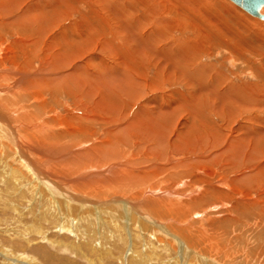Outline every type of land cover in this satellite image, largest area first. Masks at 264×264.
<instances>
[{"label": "rangeland", "instance_id": "obj_1", "mask_svg": "<svg viewBox=\"0 0 264 264\" xmlns=\"http://www.w3.org/2000/svg\"><path fill=\"white\" fill-rule=\"evenodd\" d=\"M5 1L9 3V0ZM11 3L18 4V7L11 11L10 16L5 17L0 13L2 23L13 24L10 29L7 28L4 31L1 29L2 32L0 31V110H6V114L10 117L13 114L14 117L11 120L14 122L26 125L27 130L23 128L21 133H23V138L26 137L30 141L23 139V143L27 142L32 149L39 151L40 155L36 154L32 158L36 164L39 163L38 166L40 165L39 167L43 171L45 168L46 173L51 175L47 182L49 185L54 186L52 182L60 183L61 186L65 184L63 187L67 186L66 191L73 192L77 198L88 197V200L91 199L87 201L89 204L93 203L92 199L98 201L97 208H101V210L92 213L91 205H89L90 207L86 206L89 212L85 211V213H92V215L82 219L80 215L71 213L68 215L70 219L63 223L61 219L63 213L60 212L63 209L59 211L56 207L53 208L57 204L58 198L55 200L49 193L46 196L47 194L43 192L44 200L37 199L34 195H37L38 190L34 188L39 182H35L36 179L33 176L32 180L30 179L32 188L26 186L29 183L28 172L20 164L21 160L20 163L14 160L13 162L10 158L11 153L9 155L7 152L8 158H10L7 166L11 165L10 172L12 168L16 169L18 173L16 175L21 179V182L19 181L20 187L19 182L15 183L12 178H8L7 182H4L0 174V264H18L19 259L22 264L24 262L31 264H264V204L262 205L264 180L260 181L264 178V171L262 172L264 157L261 154H256L257 156L254 155L253 160L250 162L247 160L248 166H241L231 173V169L235 167L231 165L227 167V165L231 164L232 159H236L234 152L223 154L229 141L233 146H236L234 142L242 143L243 137L245 139L247 134H250L245 127H255L253 131L259 128V123L264 122L262 121L264 110L254 107L239 108L237 101L230 99L237 93L241 94L238 90L223 91L218 86L217 91L213 92V89L210 93L204 91L207 93L205 94L198 89L191 91L190 88H186V84L174 81L175 78L164 85L159 84V88L154 90L155 92L148 91L138 99L125 94L121 96L119 94L118 97V94L113 95L112 93L111 96L110 93H107L105 99L101 97L103 101L97 96L90 99L88 103L86 102V105H82L77 102L78 99L74 96L61 95L53 89L49 79L60 77L64 73L62 71L49 72L48 67L54 62L51 57L56 52H60L64 42L67 39L76 38L75 23L82 18L83 8L79 9L80 12L74 13L73 10L76 11V9L65 10L62 6L64 3H59L58 8L52 9L49 0L41 2L39 0H10ZM35 5L37 6L34 7ZM187 5H191L195 12H189L188 7L183 13L181 8H179L180 12L175 8L173 11H165L167 13L164 18L166 21L172 22L164 26L163 33L170 42L172 41L171 43L183 40L187 44H197L198 48H194L196 51L198 50L199 55L194 60V70L200 72V67H208V71L204 72V75L212 80L210 83L215 84V77H219L218 74H221V77H229V86L244 88L248 95L252 90H247V85L252 88L253 85L258 89L264 88V73L262 72L264 69V21L251 16L230 0H187ZM31 9L33 11L29 17L32 19L31 21L35 22V26L40 28V31H42V23H45L44 21L51 15L57 17L58 13L61 14L65 11L67 13L64 22L58 23L53 30L46 32L48 34L46 37L39 40V44L42 45L38 50L40 54H37L36 58L40 59H34L29 65L27 59L31 47H26L24 44H29L31 38L37 36L35 33V36L26 33L19 22L24 23L22 20L24 12ZM122 9L118 8L121 14L127 11L125 8L122 13ZM52 10H55L53 14ZM72 12L74 14L69 17ZM179 13L185 15V18L178 17ZM140 14L143 16L144 12ZM134 15L135 18H133L136 19V14ZM113 16L115 22H121L120 25H122L119 16L115 14ZM58 17L60 18V15ZM179 18L181 21L184 19V22H181ZM24 19L26 18L24 17ZM131 21L132 18L128 19V22ZM71 25H74L73 28ZM215 27L219 30L216 31ZM148 28L146 26V29ZM205 29L207 32L203 33L202 31ZM211 30H215L216 34ZM208 31H210L209 34ZM206 34L208 35L206 36ZM44 44H53L51 50L54 53L50 52L48 55L41 53L47 48V45ZM119 45L120 49L114 47ZM110 47L114 48V53L118 57L123 56L125 51L126 57L129 54L127 44H115ZM97 55L99 53L96 51L92 54V56ZM62 62L64 61L62 60ZM94 69L95 67H90V70ZM154 70L153 66H148L147 72L149 71L150 80H156V71ZM73 84H70L72 88H74ZM204 85L207 88L205 83ZM174 86L176 87L174 88ZM95 88L101 90L99 85ZM171 90V94H168ZM192 92L200 97L201 102L207 97L205 99L207 102L202 103L206 109L201 111L200 119L196 108L191 105V102L196 98L190 96ZM128 97L130 98L127 99ZM153 97H159L157 105L151 103L154 100ZM183 98L187 99L186 103L190 104H184ZM104 100L113 101V103L109 101L106 103L107 101L104 102ZM99 103L103 108L99 107ZM101 103L106 104V107ZM111 104L113 106L120 104L121 108L114 106L119 112L115 111L114 107L110 106ZM167 104L171 109H178L179 105H182L183 109L181 108V113H176V116H173L168 124H165L169 134H166V137L163 138L166 141L160 145L159 142L162 138L160 140L157 137L146 138V135L144 136L142 133L148 132L149 128L156 131V127L162 125L163 121L156 120L155 123L158 126L151 122L152 117L147 113H150L151 109L158 112L161 106ZM77 105L78 107L74 108ZM80 106L81 108H79ZM86 106L91 109H86ZM120 109L123 111L121 112ZM220 110L223 111V114ZM86 114H90L89 118ZM113 114H116V117ZM138 119L146 130L141 128L142 126H136ZM141 119L146 120V124L149 126L145 127L146 124ZM137 127L138 129H136ZM126 128H129L128 131L130 130L132 133L129 134L130 138L119 135ZM136 131L141 133L139 132L140 134L137 135ZM124 138H128V144ZM251 140L252 137L250 145L252 144ZM117 141L118 148L116 149L115 145L111 146V143ZM2 143L9 145V141L5 139L1 141ZM107 147L108 149H104ZM113 147L116 151L112 150ZM260 156L261 160L255 158ZM14 158L17 159L15 155ZM76 158L82 159L81 162H83V166L85 165L82 169L88 168L94 172L89 177H86L88 173L84 174L85 179L81 180L82 182L76 181L70 184L69 180L78 179L77 169H71L66 164ZM238 162L240 163L241 160ZM2 163L4 162H0V170L4 169ZM7 170L6 168V173H8ZM247 170L263 175V177L259 176L258 184L252 183V189L239 185L237 181L234 182L237 177H240L241 172L246 174ZM83 172L85 171L82 170ZM95 173L101 175L93 176ZM117 175L122 176L120 178ZM56 179L62 182L56 181ZM84 185H90L91 188L84 187ZM37 187L39 188V185ZM150 192L155 193V196L148 194ZM120 196L136 203V206L129 208L134 217L131 222L137 221V223L132 224L129 218L123 216L125 219H122V216L119 215V213H125V209H117L123 205L121 201L116 202L115 200ZM76 204L81 205L79 201H76ZM156 204L172 205V207L169 210L163 208L159 212L153 207H157ZM104 205H106L105 208H110L109 205H113L111 208L114 210L106 212L103 209ZM260 208L263 211H260ZM141 217L146 219L142 224L138 221ZM155 221L165 222L168 230L165 227L162 228Z\"/></svg>", "mask_w": 264, "mask_h": 264}, {"label": "bare ground", "instance_id": "obj_2", "mask_svg": "<svg viewBox=\"0 0 264 264\" xmlns=\"http://www.w3.org/2000/svg\"><path fill=\"white\" fill-rule=\"evenodd\" d=\"M4 1V2H2ZM14 1V0H13ZM28 1V0H27ZM42 0H39V2H41ZM231 1V0H230ZM203 2V1H202ZM233 2V1H232ZM49 3L52 5V9L53 8H58L59 3H64V5H62L65 10H69L72 11V9H76L73 10L74 13L78 12L80 8H83V14H82V18L80 19L79 22L75 23L76 27H75V37L76 38H72V39H67L66 42H64V45L60 48V52H56L55 55L53 57H51L54 62L52 63V65L50 67H48V71L49 72H57V71H62L64 73V75H61L60 77H54L52 79H49L51 81V86L53 87V89L55 91H57L58 93L62 94H66L68 96H71L77 100V102L81 103L82 105H86V102L88 103V101L90 99L96 98L98 96V98L100 97V99H102L107 95V93H110L112 96L114 94H118L117 96L119 97L121 95H129L130 97H136V99L142 97L143 94H147L148 91H154L157 90L158 85L160 84H166L169 80L171 81V79H174V81H178L179 83H184L187 85L186 88H190L191 91H195V89H198L200 92H208L210 93V91L213 92L217 91L219 88L218 86L221 87V90L223 89V91H240L241 94L237 93V95H235L233 98H230L232 100L237 101V104L239 108H243V109H247L248 107H254V108H258V109H262L264 110V88L258 89L256 86L253 85V88L250 87V85L246 86L247 90H252L250 92V94L248 95L247 92L244 90V88H240V87H236V86H229V77H221V74H218L219 77H215L216 83L217 85L210 83L212 82V80H210V78L206 77L207 75H204V72L208 71V67H200L201 71L197 72L196 70H194V60L197 59L198 57V50L196 51V49L194 47H197V44H187V42L180 40V41H176V43H171L167 37L165 36V34L163 33V29L164 26H166V24H169L170 22L166 21V19L164 18V15L166 10H174L177 9L179 11V8L183 9L182 13L187 10L186 8L188 7V11L193 13L195 12V9L193 7H191V5H187V0L186 2H184V0H49ZM185 3V4H184ZM234 3V2H233ZM25 4V2H24ZM29 4V3H28ZM35 4V1H34ZM191 4V3H190ZM197 4V3H196ZM201 4V3H200ZM235 4V3H234ZM1 7H0V13H2V16H10L9 14L11 13V11H14L15 8L18 7V4H10V0L9 3H7L5 0H1L0 3ZM236 5V4H235ZM31 6V5H30ZM37 5H35L34 7H36ZM74 6V7H73ZM123 6V7H122ZM230 6V5H229ZM238 6V5H237ZM120 7V9H125L127 11H125V13H123V9H122V13L118 10V8ZM239 7V6H238ZM26 8V7H25ZM24 8V9H25ZM28 8V7H27ZM32 8V7H31ZM72 8V9H71ZM241 8V7H240ZM19 9V8H18ZM21 9V8H20ZM242 9V8H241ZM35 10V8H34ZM58 11V9H56ZM243 10V9H242ZM17 11V10H16ZM15 11V12H16ZM31 10H26L24 12L23 15V22L21 21L20 26L21 28H23V30H25L26 33H31L32 35H34V33L36 34V38H31L32 40L30 41L29 44H24L26 47H31V52L29 53V57L27 59V64L31 65V61L33 62L34 59L38 60L40 59L39 57L36 58L37 54L39 53V49L41 48L39 44L40 41L44 38V36L46 37L48 34L46 33L47 31L49 32V30H53L58 23L60 22H64L66 19V11L65 12H60L61 14L56 15L57 17H54V15H51V17L49 19H47L46 21H44L45 23H42L41 27H42V31H40V28H38L37 26H35V22L31 21L32 19L29 17ZM55 10H52L51 13L53 14ZM245 11V10H244ZM71 13L69 17L72 16ZM80 12V11H79ZM144 12V15L142 16L140 13ZM171 12V11H170ZM180 12V11H179ZM186 12V11H185ZM246 12V11H245ZM114 13L115 15L119 16V18L122 20V25H120V23H118L117 21L115 22V17L112 15ZM175 13V12H174ZM173 13V14H174ZM182 13L178 14L179 16H183ZM261 13L264 15V8L261 10ZM80 14V13H79ZM136 14V19H134ZM169 14V12H168ZM176 14V13H175ZM187 14V13H185ZM249 14V13H248ZM58 15H60V18L58 17ZM18 16V15H17ZM171 16V15H170ZM177 16V15H175ZM195 16V14H194ZM252 16V15H251ZM24 17L27 19H24ZM39 17V16H38ZM68 17V16H67ZM134 17V18H133ZM185 18V15L183 16ZM182 17V18H183ZM255 17V16H253ZM132 18L131 22H128V19ZM257 19H260L259 17H255ZM170 20V18H168ZM68 20V19H67ZM91 20V21H90ZM179 20L181 21V19L179 18ZM184 20V19H183ZM182 20V21H183ZM203 20V19H202ZM262 20V19H260ZM119 21V20H118ZM166 21V22H165ZM181 21V22H182ZM264 21V20H262ZM93 22L94 25H93ZM184 22V21H183ZM211 22V21H210ZM213 22V21H212ZM18 23V24H19ZM137 23V24H136ZM17 24V25H18ZM173 24V23H172ZM183 24V23H182ZM13 25V24H12ZM11 23H2L0 21V31L2 32V30L4 31L5 29L9 28L10 26H12ZM179 25V23H178ZM209 25V24H208ZM19 26V27H20ZM74 26V25H73ZM73 26L71 25V28H73ZM146 26L149 27L148 29H146ZM185 26V25H183ZM207 26V25H206ZM205 26V27H206ZM263 26V25H262ZM181 29L182 25L180 24ZM208 27V26H207ZM264 27V26H263ZM12 28V27H11ZM15 28V27H14ZM178 28V27H177ZM2 29V30H1ZM13 29V28H12ZM48 29V30H47ZM70 27L68 28L69 31ZM172 29V28H171ZM180 29V30H181ZM208 29V28H207ZM216 31L219 30L217 27H215ZM63 31V30H62ZM179 31V29H178ZM182 31V30H181ZM205 30H203L202 32L204 33ZM212 31V30H211ZM216 31L213 30L212 33L216 34ZM180 32V31H179ZM200 32V31H199ZM198 32V35H199ZM207 32V31H206ZM210 31H208L209 34ZM197 33V32H196ZM221 33V32H220ZM206 34V36L208 35ZM4 35V34H3ZM181 35V34H180ZM201 35V34H200ZM204 35V34H203ZM35 36V35H34ZM74 36V35H73ZM205 36V35H204ZM210 36V35H209ZM200 37V36H199ZM201 38V37H200ZM199 38V39H200ZM203 38V37H202ZM207 38V37H206ZM205 38V40H206ZM27 39V38H26ZM28 39H30L28 37ZM204 39V38H203ZM49 40V39H48ZM47 40V41H48ZM168 40V42H167ZM171 40V39H170ZM201 40V39H200ZM222 40V39H221ZM46 41V42H47ZM54 41V39H53ZM52 41V42H53ZM222 42V41H221ZM45 43V42H44ZM115 44H127L128 48H129V54L126 57V51L124 53L123 56L118 57L117 54H115L114 52V48H111L110 46L115 45ZM47 45V48L44 49L43 53L44 55H48V53L52 52L54 53V51L51 50V46H53V44H44ZM203 45V44H202ZM201 46V45H200ZM40 47V48H39ZM117 47L118 49L121 48V46H114ZM204 47V45H203ZM44 48V47H43ZM198 48V47H197ZM53 49V48H52ZM59 49V48H58ZM57 49V50H58ZM127 50V49H126ZM98 52L99 55L97 56H92V54L94 52ZM46 52V53H45ZM229 52V51H228ZM115 54V55H114ZM243 54V53H242ZM123 57V58H122ZM233 59V58H232ZM49 60V59H48ZM47 60V61H48ZM62 60L64 62H62ZM41 61V60H40ZM26 63V62H25ZM148 66L151 67L153 66L155 68L154 71H156V80H150L149 79V74L147 72ZM8 67V66H7ZM90 67H95V69L92 71L90 70ZM93 69V68H92ZM96 69H98L97 71H95ZM212 68H210L211 70ZM8 70V69H7ZM45 70V69H44ZM47 71V70H46ZM212 71V70H211ZM262 72L264 73V69L262 70ZM213 73V72H212ZM211 73V74H212ZM192 74V75H191ZM210 74V73H209ZM210 74V75H211ZM214 74V73H213ZM209 75V77H211ZM197 76H200L201 78H198ZM216 76V75H215ZM264 76V75H263ZM214 78V76H213ZM23 79V78H22ZM22 79H20V81H23ZM150 80V81H149ZM206 80V81H205ZM208 81V82H207ZM15 82V81H14ZM19 82V81H18ZM173 82V81H172ZM196 82H198L197 84H195ZM74 83V84H73ZM206 87L205 88V85ZM70 84L74 85V88L71 87ZM174 84V83H173ZM177 84V83H176ZM213 84V85H212ZM45 85V84H44ZM99 85V88H101V90H97V88H95L96 86ZM175 85V84H174ZM190 85V86H188ZM181 86V85H180ZM164 87V86H163ZM176 86H174L175 88ZM248 87V88H247ZM20 88V87H19ZM47 88V87H46ZM226 88V89H225ZM49 89V88H48ZM162 89V86H161ZM166 89V88H165ZM170 89V88H169ZM46 90V89H45ZM3 91V89H2ZM162 91V90H161ZM167 91V90H166ZM175 91V90H174ZM198 91V92H199ZM155 92V91H154ZM165 92V91H164ZM172 90L170 91L171 94ZM176 92V91H175ZM219 92V91H218ZM101 93V94H98ZM150 93V92H149ZM205 93V92H204ZM106 94V95H105ZM153 94V93H152ZM198 94V93H197ZM207 94V93H205ZM204 94V95H205ZM212 94V93H211ZM215 94V93H214ZM56 95V94H55ZM58 95V94H57ZM192 95V97H196L195 101L193 100V102H191L192 107L196 108V113L199 117V119L202 117L201 111H203L204 109H206L205 105L202 104L203 102H207L205 101V98L203 100V102H201L202 100H200V97L198 95H196V93L192 92L190 94V96ZM200 95V94H199ZM216 95V94H215ZM225 95V94H224ZM144 96V95H143ZM157 96V95H156ZM212 96V95H211ZM217 96V95H216ZM219 96V95H218ZM57 97V96H56ZM103 97V98H101ZM130 97H128L127 99H129ZM161 97V96H160ZM225 97V96H224ZM110 98V97H108ZM151 98V97H150ZM154 98V97H153ZM159 97H155L153 102V104H156L159 102L160 99H158ZM173 98V97H172ZM191 98V97H190ZM199 98V99H197ZM203 98V97H202ZM211 98V97H210ZM216 98V97H215ZM100 99L99 102H100ZM105 99V98H104ZM112 99V98H111ZM110 99V100H111ZM192 99V98H191ZM194 99V98H193ZM229 99V100H230ZM57 100V99H56ZM121 100V99H120ZM171 101V99H169ZM182 101L184 102V104H190V103H186L187 99L185 100L183 98ZM211 100V99H210ZM213 100V98H212ZM211 100V101H212ZM107 101V100H106ZM104 100V102H106ZM109 101V100H108ZM108 101L106 103H108ZM135 101V100H134ZM149 101V98H148ZM162 101V100H161ZM169 101V102H170ZM191 101V100H190ZM210 101V102H211ZM221 101V99H220ZM223 101V99H222ZM225 101V100H224ZM77 102H75L77 104ZM93 102V101H92ZM98 102V101H97ZM111 103H113V101H109ZM115 102V99H114ZM125 102V101H124ZM215 102V101H214ZM4 103V102H3ZM96 103V101H95ZM148 103V102H147ZM146 103V104H147ZM150 103V102H149ZM162 103V102H161ZM231 103V102H230ZM103 104V103H101ZM127 104V103H126ZM181 104V103H180ZM208 104V103H207ZM212 104V103H211ZM210 104V105H211ZM214 104V103H213ZM79 105V104H78ZM74 106L75 107H78ZM95 105V104H94ZM100 105V103H99ZM104 105V104H103ZM106 105V104H105ZM104 105V106H105ZM116 105V104H115ZM114 105V106H115ZM120 105V104H119ZM117 107H120V106ZM128 105V104H127ZM144 105V104H143ZM142 105V106H143ZM231 105V104H230ZM110 106H113L112 104ZM113 106V107H114ZM124 106V105H123ZM122 106V107H123ZM209 106V105H208ZM221 106V105H220ZM223 106V105H222ZM229 106V105H228ZM227 106V107H228ZM55 107V106H54ZM87 107V106H86ZM100 108L102 107L101 105L99 106ZM106 107V106H105ZM237 107V106H236ZM81 108V106L79 107ZM85 108V107H84ZM90 108V107H89ZM103 108V107H102ZM121 108V107H120ZM161 109H159V111L155 112L154 109L150 110V113L148 112L147 114L149 116H151L153 123L156 122V120L159 121H163L162 125L159 127H156V131L154 130H148V132L146 133H142L144 134V136L146 135V138H159V140L162 138V140L159 142L160 145L162 143H164V139L166 137V134L168 135L169 132L167 131V129L165 128V124H168L169 120L174 116H176V113H181L182 105L178 107V109H171L170 105H163L160 107ZM173 108V107H172ZM182 108V109H181ZM213 109V107H211ZM215 108V106H214ZM88 109V107L86 108ZM91 109V108H90ZM88 109V110H90ZM113 109V108H111ZM115 111L116 108L114 107ZM113 109V110H114ZM140 109V108H139ZM145 109V108H144ZM186 109V108H185ZM75 110V109H74ZM85 110V109H84ZM103 109H101L102 111ZM119 110V109H118ZM121 110V109H120ZM187 110V109H186ZM214 110V109H213ZM76 111V110H75ZM97 111V110H96ZM104 111V110H103ZM123 110H121L122 112ZM184 111V110H183ZM182 111V112H183ZM189 111L191 112V110L189 109ZM195 111V110H194ZM209 111V110H208ZM215 111V110H214ZM16 112V111H15ZM14 112V113H15ZM98 112V111H97ZM119 112V111H117ZM211 112V111H210ZM220 112L222 113L223 111L220 110ZM232 113V111H230ZM263 112V111H262ZM88 113V112H86ZM92 113H94V111H92ZM137 113V112H136ZM184 113V112H183ZM189 113V112H188ZM195 113V112H194ZM221 113H219V115H221ZM225 113V111H224ZM17 114V113H16ZM84 114V113H81ZM95 114V113H94ZM100 114V113H99ZM118 114V113H117ZM123 114V113H122ZM187 114V112H186ZM190 114V113H189ZM223 114V113H222ZM15 115V114H14ZM90 114H86V116L89 118ZM96 115V114H95ZM98 115V114H97ZM106 115V114H105ZM114 115V114H113ZM112 115V117H113ZM116 115V114H115ZM114 115V117H116ZM193 115V114H192ZM204 115V112H203ZM218 115V114H217ZM227 115V112H226ZM16 116V115H15ZM83 116V115H82ZM109 116V115H108ZM12 117L13 114H12ZM12 117H10L9 115L6 114V110H0V162L3 161V170H0V174L3 177V181L7 182L8 178H12L15 183H18L19 181L21 182V179L16 175V169L12 168L11 172H10V166L8 164V159H12V161H19L23 163H20L23 168L26 169V171L28 172L29 176V183H27L28 185L26 186H30L32 188V181L30 182L31 177L35 176L34 179H36L35 182H39L38 184H36V188L38 193L37 195H34L35 197H37V199H41L44 200L43 196V192H45L48 196V193L56 200H57V204L53 207V208H57V210L59 209L63 211H60L63 213V215L61 216L62 222H66L67 220H69V216L71 213L73 214H77L80 215L83 219V217H87L92 215V213H94L97 210H101V208H97V206L99 205L98 201L93 200V203L89 204V202L91 199H87L86 197L81 196L80 198H77L76 194H71L70 192L66 191V187H63L60 185V183H54L52 182V184H54L55 188L53 185H49L48 179H50V176L48 173H46L47 171H44L38 166L39 163L36 164L35 160L32 158V156L34 155H40L39 151L37 149H32L29 146V143L24 142L23 143V139L28 140V138L22 136L23 133L22 130L23 128L27 127L26 125H22L19 124L18 122H14L12 119ZM86 117V118H87ZM105 117V116H104ZM110 117V116H109ZM118 117V115H117ZM127 117V116H126ZM137 117V115H136ZM146 117V116H145ZM207 117V116H206ZM83 118V117H82ZM85 118V117H84ZM85 118V119H86ZM128 118V117H127ZM141 118V117H140ZM139 118V119H140ZM264 118V117H263ZM111 119V118H110ZM120 119V118H119ZM134 119V118H133ZM132 119V120H133ZM138 119V120H139ZM143 119V118H142ZM141 119L142 122H144L146 124V120L143 121ZM148 119V118H147ZM204 119V118H203ZM75 120V119H74ZM93 120V119H92ZM112 120V119H111ZM114 120V118H113ZM195 120V119H194ZM76 121V120H75ZM87 121H89V119H87ZM100 121V120H99ZM207 121V120H206ZM264 121V119L262 120ZM96 122V121H95ZM139 121H136V126H142L141 128H144V126L139 123ZM211 122V121H210ZM148 123V122H147ZM161 123V122H160ZM264 123V122H263ZM263 123H259V128H257L256 130L253 131V129L255 128H249V127H245V129L250 132V134H247L246 138L244 139L243 137V141H241L242 143H238L234 142L236 144V146L232 144L231 141H229L228 143V147L224 150L223 154H227L230 153V151L234 152V158L236 159H232L231 164H228L227 167H229L230 165L235 167L234 169H231V173L235 172V170L241 168V166L244 165H249L247 164V160L248 162H250L251 160H253L254 155L257 156L256 154H261L264 157V124ZM126 124V123H125ZM134 124V123H133ZM157 126L158 124L155 123ZM170 124V123H169ZM226 124V123H225ZM32 125V124H31ZM228 125V124H227ZM149 126V124L145 125ZM152 126V125H151ZM168 126V125H167ZM166 126V127H167ZM258 126V125H257ZM32 127V126H31ZM132 127V126H131ZM153 127V126H152ZM184 127V126H183ZM182 127V128H183ZM209 127V126H208ZM140 128V129H141ZM160 128V129H158ZM244 128V127H242ZM31 129V128H30ZM129 129V128H128ZM128 129H124L123 133H120L119 135H123V137H128L129 134L131 133L130 130L128 131ZM138 129V127L136 128ZM146 130V128H144ZM143 129V130H144ZM178 129V128H177ZM203 129V128H202ZM208 129V128H207ZM213 129V128H212ZM25 130V132H26ZM43 130V129H42ZM197 130V129H196ZM205 130V129H204ZM209 130V129H208ZM215 130V129H214ZM260 130V131H259ZM31 131V130H30ZM182 131V130H181ZM212 131V130H211ZM216 131V130H215ZM24 132V133H25ZM33 132V131H31ZM133 132V131H132ZM140 132V131H139ZM139 132H135L138 133ZM126 133V134H125ZM141 133V132H140ZM139 133V134H140ZM207 133V132H206ZM257 133V134H255ZM28 134H31L30 132H28ZM34 134V133H33ZM132 134V133H131ZM32 135V134H31ZM118 135V136H119ZM149 135V136H147ZM200 135V134H198ZM211 135V133H210ZM116 136V135H115ZM143 136V137H144ZM207 136V135H206ZM28 137V136H27ZM142 137V136H141ZM176 137V136H175ZM202 137V136H201ZM252 137V144L250 145V138ZM30 138V137H29ZM130 138V136H129ZM139 138V137H138ZM197 138V137H196ZM195 138V139H196ZM199 138V137H198ZM5 139L9 141V145H6L5 143L1 144V141ZM31 139V138H30ZM113 139V138H111ZM125 141L128 138H124ZM132 139V137H131ZM214 139V138H213ZM180 140V139H179ZM202 140V139H201ZM37 141V140H36ZM206 141L207 138H206ZM246 141H249L248 143H245ZM73 143V141H71ZM113 142V141H112ZM120 142V141H119ZM128 144V140L126 141ZM180 142V141H179ZM34 143V142H32ZM70 143V141H69ZM118 143L114 142L111 143V146L115 145L114 147L117 149L118 145H116ZM133 143V142H132ZM257 143V144H256ZM74 144V143H73ZM72 144V145H73ZM77 144V143H76ZM144 144V143H143ZM142 144V145H143ZM33 145V144H32ZM51 145V144H50ZM108 145V144H107ZM130 145V144H129ZM185 145V144H184ZM110 146V145H109ZM257 146V147H256ZM36 147V146H35ZM69 147V145H68ZM80 147V146H79ZM113 147L112 150H114L115 148ZM158 147V146H157ZM193 147V146H192ZM235 150H234V148ZM72 148V147H71ZM82 148V147H81ZM88 148V147H87ZM163 148V147H162ZM63 149V148H62ZM104 149H108L104 148ZM127 149V148H126ZM252 149V150H251ZM190 150V149H189ZM76 151V150H75ZM111 151V150H110ZM116 151V150H114ZM10 155V158H8V153ZM15 152V153H14ZM32 152V154H31ZM36 152V153H35ZM43 152V151H40ZM70 152V151H69ZM68 152V153H69ZM101 152V151H100ZM125 152V151H124ZM13 153V154H12ZM35 153V154H34ZM63 154V152H61ZM108 153V152H107ZM60 154V152H59ZM13 155V156H12ZM17 158V159H13V157ZM4 156V157H3ZM61 157L63 155H60ZM82 156V155H80ZM105 156L108 157V155L105 154ZM115 156V155H114ZM37 157V156H36ZM35 157V158H36ZM59 157V158H61ZM100 157V155H99ZM19 158V159H18ZM52 158V157H51ZM257 160H261V156L260 157H255ZM58 159V158H57ZM75 159V158H74ZM115 159V158H114ZM264 159V158H263ZM41 160V159H40ZM82 160V159H81ZM80 158H76V160L70 161V163H67V167H71V169H77V176L78 179L77 180H69L70 184L71 182H80L81 180L85 179L84 174L88 173V175L86 177H89L92 172L94 171H90L88 168H86V170L82 169L83 166V162H81ZM237 160V161H236ZM241 160V162L239 163L238 161ZM13 161V162H14ZM38 161V160H37ZM39 162V161H38ZM89 162V161H88ZM244 162H246V164H243ZM44 163V161H43ZM100 163V162H99ZM58 164V163H57ZM105 165V164H104ZM44 166V165H43ZM46 166V165H45ZM2 167V166H1ZM246 167V166H245ZM264 167V166H263ZM6 168L8 169V173H6ZM43 168V167H42ZM255 168V167H254ZM253 168V169H254ZM262 168V167H261ZM62 169V168H61ZM252 169V170H253ZM48 170V169H47ZM52 170V169H51ZM58 170V169H56ZM55 170V171H56ZM82 170L85 171L82 173ZM228 170V169H226ZM59 171V170H58ZM73 170H71L72 172ZM264 170H262L263 172ZM61 172V171H60ZM81 172V173H80ZM180 172V171H179ZM73 173V172H72ZM116 173V172H115ZM121 173V172H120ZM125 173V172H124ZM123 173V174H124ZM127 173V172H126ZM239 173V172H237ZM18 174V173H17ZM26 174V173H25ZM58 174V173H57ZM119 174V173H118ZM122 174V175H123ZM62 175V174H61ZM100 176L101 174H97L95 173V175L93 174V176ZM121 175V176H122ZM129 175V174H128ZM261 173H256V172H250V170H247L246 174H242L240 177H237L234 182H239V185H243V187L245 188H250L252 189V183H256L258 184L259 182V176H261ZM20 176V175H19ZM55 176V175H54ZM58 176V175H57ZM120 176V175H117ZM120 176V178H121ZM6 177V178H5ZM70 177V176H69ZM263 177V175H262ZM62 178V177H61ZM119 178V179H120ZM123 178V177H122ZM261 178V177H260ZM11 179V181H12ZM24 179V178H23ZM47 179V181H46ZM63 179V178H62ZM73 179V178H72ZM130 179V178H129ZM32 180V179H31ZM68 180V179H67ZM147 180V179H146ZM263 179H261L260 181H263ZM46 181V182H45ZM53 181V180H52ZM56 181H61L59 179H56ZM124 181V180H123ZM126 181V178H125ZM130 181V180H129ZM20 182H19V187H20ZM23 182V181H22ZM51 182V181H50ZM49 182V183H50ZM62 182V181H61ZM82 182V181H81ZM103 182V181H102ZM113 182V181H112ZM34 183V181H33ZM117 183V182H116ZM115 183V184H116ZM120 183V182H119ZM122 183V182H121ZM68 184V183H66ZM109 184V182H108ZM255 184V185H256ZM17 185V184H16ZM37 185H39V188L37 187ZM119 185V184H117ZM138 185V184H137ZM226 185V184H225ZM87 186L88 188H91L90 185H84V187ZM143 186V185H142ZM229 187V185H227ZM263 186H264V182H263ZM29 187V188H30ZM54 187V188H53ZM71 187V186H69ZM68 187V189H69ZM73 187V186H72ZM83 187V186H82ZM86 187V189H88ZM118 187V186H116ZM115 187V188H116ZM129 187V185H128ZM145 187V186H144ZM105 188V187H104ZM124 188V187H123ZM6 189V188H5ZM26 189V188H25ZM85 189V188H83ZM117 189V188H116ZM119 189V188H118ZM20 190V189H19ZM59 190V192H58ZM148 191V190H147ZM151 191V190H150ZM153 191V190H152ZM68 192V193H67ZM151 196H155V193H148ZM147 194V196H148ZM264 194V193H262ZM24 195V194H23ZM78 195V194H77ZM83 195V194H82ZM145 195V194H144ZM149 195V196H150ZM33 196V195H32ZM125 196V195H124ZM146 196V195H145ZM123 196L117 197L115 200L117 201H121V203H123V205H121L122 207L119 206V208H117L118 210L120 209H125V213H119L120 216L127 217V219L129 218V221L131 222V219L133 220V212L130 210L129 207H133L136 206V203H132V201L130 199H127ZM32 198V197H31ZM129 198V197H128ZM34 199V197H33ZM47 201V200H46ZM49 201V200H48ZM51 201V200H50ZM76 201H79L81 203V205H77ZM115 202V201H114ZM140 202V201H139ZM148 202V201H147ZM158 202V201H157ZM46 203V202H45ZM78 203V202H77ZM108 204V203H107ZM106 204V205H107ZM150 204V203H149ZM254 205V203H252ZM251 204V205H252ZM264 204V201L262 203V205ZM91 205V207L89 206ZM103 207L104 211L107 212L108 211H112L114 210L113 208H111L113 205H109L110 208H105V206ZM157 205V204H156ZM90 207L91 211H93L90 214H87V212H89V210L86 208ZM146 206V205H145ZM167 205H157L153 206L156 210H158L159 212L163 210V208L165 209H170L171 206H167ZM44 207V206H43ZM257 207V206H256ZM259 207H261L259 205ZM263 208V207H262ZM261 209V208H260ZM85 211H87L85 213ZM260 211H263L262 209ZM20 212V211H19ZM66 212V213H65ZM100 212V211H99ZM264 212V211H263ZM24 213V212H23ZM65 213V215H64ZM102 213V211H101ZM260 213V212H259ZM106 214V213H105ZM125 214V215H124ZM261 215H263L262 213H260ZM57 215V213H56ZM78 217V216H77ZM100 217V216H99ZM98 217V218H99ZM114 217V216H113ZM112 217V218H113ZM264 217V215H263ZM96 218V217H95ZM145 217H141L138 219V221L142 224L144 222ZM61 222V221H60ZM73 222V221H72ZM121 222V221H120ZM156 223L160 224L163 227H165L166 230H168V228L166 227V223L165 222H157ZM62 223V224H63ZM94 223V222H93ZM132 224L137 223V221H132ZM106 224V223H105ZM122 225V224H121ZM172 225V224H171ZM65 226V225H64ZM33 229V228H32ZM35 229V228H34ZM122 230V229H121ZM62 231V230H61ZM72 231V230H71ZM122 232V231H121ZM201 232V231H200ZM172 236V235H170ZM92 238V237H91ZM90 241V240H89ZM210 241V240H209ZM123 243V242H122ZM161 245V244H160ZM186 249V248H185ZM184 249V251H185ZM194 251V250H193ZM196 253V251H195ZM216 259V258H215ZM22 260V259H21ZM24 260V259H23ZM22 260V261H23ZM36 260V259H35ZM20 261V259H19ZM18 262V264H22L21 262ZM214 261V260H213ZM207 262V261H206ZM13 263V262H12ZM23 264H31L29 262H24Z\"/></svg>", "mask_w": 264, "mask_h": 264}, {"label": "water", "instance_id": "obj_3", "mask_svg": "<svg viewBox=\"0 0 264 264\" xmlns=\"http://www.w3.org/2000/svg\"><path fill=\"white\" fill-rule=\"evenodd\" d=\"M252 16L264 20L261 10L264 8V0H231Z\"/></svg>", "mask_w": 264, "mask_h": 264}]
</instances>
